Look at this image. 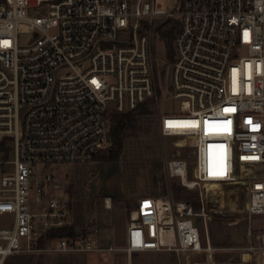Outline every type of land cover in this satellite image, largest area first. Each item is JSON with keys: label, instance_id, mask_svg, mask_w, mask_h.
Segmentation results:
<instances>
[{"label": "built area", "instance_id": "built-area-1", "mask_svg": "<svg viewBox=\"0 0 264 264\" xmlns=\"http://www.w3.org/2000/svg\"><path fill=\"white\" fill-rule=\"evenodd\" d=\"M164 20L177 27L168 89L177 107L159 111L161 134L176 138L167 171L197 190L200 207L141 197L123 250L130 264L142 251L192 264L187 253L221 250L208 223L222 217L247 226L243 258L264 264V226L253 222L264 223V0H178L170 11L160 0L0 1V144L13 142L0 160V217H12L0 225V264L21 253L120 250L95 243L93 229L41 244L72 214L65 177L47 167L93 161L114 112L160 100L153 39Z\"/></svg>", "mask_w": 264, "mask_h": 264}, {"label": "rangeland", "instance_id": "rangeland-1", "mask_svg": "<svg viewBox=\"0 0 264 264\" xmlns=\"http://www.w3.org/2000/svg\"><path fill=\"white\" fill-rule=\"evenodd\" d=\"M160 3L163 8L170 11L177 7L178 0H160ZM159 31L158 29L154 35L153 55L160 100L147 101L146 106L149 111L139 115L142 128L124 141L119 158L117 160L103 159L112 147V142L109 141L93 161L63 163L47 167L59 177H65L62 192L64 193L65 188L69 207L72 210L67 227H74L77 232L93 229L91 237L95 243L113 245L120 249L104 256V260L99 263L93 261L88 253H71L75 260L74 264H130V257L123 247L126 244L129 214L136 204V199L138 197L140 199L147 193L158 196L173 194L175 197L172 190L173 184L184 186L179 177H172L167 171V162L176 152L174 147L176 138L164 137L159 129V111H170L177 107V103L172 100L168 90L174 60L170 62L166 58L164 42L160 38ZM29 38V34H21L20 43L26 44ZM12 150L13 142L7 139L6 145L0 146V160L11 156ZM191 154L190 148H186L183 153V158L189 161L190 171H192L193 163ZM187 189L197 192L196 189ZM107 199L110 201V206L107 204ZM11 222V216L0 217V225ZM253 222L254 226L260 230L264 226L263 219L259 216L255 217ZM208 224L209 231L211 228L214 230V238L210 235L212 245L221 250H216L210 257L206 251L194 253L187 258L188 263L260 264L259 257L255 256L253 259L244 260L243 250H240L247 243L246 225L229 224V221L222 217L214 218ZM203 235L206 237L205 229H203ZM229 236L232 239L228 242L224 241ZM49 241L46 240L44 244L54 242ZM56 255L58 254L48 252L21 253L16 254L14 259L18 264H25L31 256H35L33 264L40 262L52 264L56 263ZM131 264H182V262L172 251H142L132 254Z\"/></svg>", "mask_w": 264, "mask_h": 264}, {"label": "trees", "instance_id": "trees-1", "mask_svg": "<svg viewBox=\"0 0 264 264\" xmlns=\"http://www.w3.org/2000/svg\"><path fill=\"white\" fill-rule=\"evenodd\" d=\"M3 1V0H1ZM160 38L164 42L165 46V55L166 58L172 62L175 58L174 45L172 39L175 37L177 32V27L175 21L173 20H164V22L158 25ZM147 102L140 105L137 109L128 111V112H114L111 115V131H110V141L112 142V147L109 148V151L106 155L103 156V159L106 160H117L120 156V152L123 149L124 141L130 136L134 135L139 129L142 128L139 123V115L147 113L149 110L147 108ZM7 139L3 140L0 146H5ZM172 190L174 195L178 199H187L190 200L196 209L200 207L199 195L188 190L186 187L181 185L173 184ZM212 231V232H211ZM212 238H214V230L211 228ZM74 233L73 227H61L50 233L48 237L41 239V244H44L46 240L51 238L62 237L65 235L72 236ZM232 237H226L224 241H230ZM214 241V239H213ZM217 244V242H214ZM56 255V263L52 264H74L75 260L71 256V253H54ZM59 256V257H57ZM35 256H31L29 261L25 264H33V259ZM43 257V256H42ZM15 255L7 258L4 264H18L15 261ZM39 264H45L40 262Z\"/></svg>", "mask_w": 264, "mask_h": 264}, {"label": "crops", "instance_id": "crops-1", "mask_svg": "<svg viewBox=\"0 0 264 264\" xmlns=\"http://www.w3.org/2000/svg\"><path fill=\"white\" fill-rule=\"evenodd\" d=\"M146 193H147V192H146ZM167 193H168V192H167ZM144 196H156V197H160V196H158V195H156V194H151V193L143 194L141 197H144ZM161 196H163V195H161ZM164 196H165V195H164ZM139 200H140V199H139V197H138V198L136 199V201H135V203H136L135 206H137ZM135 206H134V207H135ZM73 228H74V227H73ZM56 239H57V238H51V239H49V240L55 242ZM126 240H127V238H126ZM50 241H49V242H50ZM54 242H53V243H54ZM50 243H52V242H50Z\"/></svg>", "mask_w": 264, "mask_h": 264}, {"label": "water", "instance_id": "water-1", "mask_svg": "<svg viewBox=\"0 0 264 264\" xmlns=\"http://www.w3.org/2000/svg\"><path fill=\"white\" fill-rule=\"evenodd\" d=\"M248 256V255H247ZM104 255H93L92 256V260L93 261H96V262H102L104 260Z\"/></svg>", "mask_w": 264, "mask_h": 264}, {"label": "bare ground", "instance_id": "bare-ground-1", "mask_svg": "<svg viewBox=\"0 0 264 264\" xmlns=\"http://www.w3.org/2000/svg\"><path fill=\"white\" fill-rule=\"evenodd\" d=\"M186 181H188V180H186ZM107 204H108V206H110V201L108 199H107ZM200 252H203V251H196V252H192V253H187L186 257L189 258L190 255H192L194 253H200Z\"/></svg>", "mask_w": 264, "mask_h": 264}]
</instances>
